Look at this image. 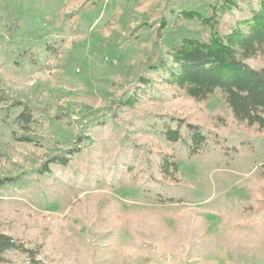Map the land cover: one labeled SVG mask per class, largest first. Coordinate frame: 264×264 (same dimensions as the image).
<instances>
[{"label": "rangeland", "instance_id": "1", "mask_svg": "<svg viewBox=\"0 0 264 264\" xmlns=\"http://www.w3.org/2000/svg\"><path fill=\"white\" fill-rule=\"evenodd\" d=\"M226 1L0 0V233L30 250L0 264H264V128L164 83L172 48L212 34L182 12L258 8ZM189 124L196 156L164 134Z\"/></svg>", "mask_w": 264, "mask_h": 264}, {"label": "trees", "instance_id": "2", "mask_svg": "<svg viewBox=\"0 0 264 264\" xmlns=\"http://www.w3.org/2000/svg\"><path fill=\"white\" fill-rule=\"evenodd\" d=\"M226 2L221 6L214 4L215 11L224 13L227 8L235 7L244 12L239 3ZM257 6L251 8L249 18L228 24L213 14L205 17L198 11L182 12L186 18H199L203 24L209 25L212 34L206 40L186 39L174 46L170 52L172 64L163 67L167 85L175 86L197 101L206 100L219 90L236 121L263 129L264 68L257 70L247 64V60L264 55V0H258ZM14 120L27 126L33 123L34 115L29 107L24 106ZM188 130L187 139L179 129L167 128L164 134L169 142L185 140L189 144L190 156H196L209 138L196 125L189 124ZM64 162L63 158L55 161ZM161 170L167 177L171 170L177 171V164L165 159ZM10 250L30 252L12 236L0 233V262Z\"/></svg>", "mask_w": 264, "mask_h": 264}]
</instances>
